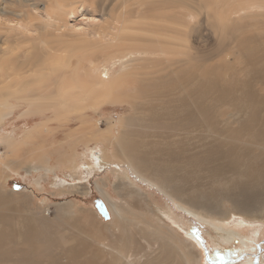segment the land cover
Returning <instances> with one entry per match:
<instances>
[{
  "label": "bare ground",
  "instance_id": "obj_1",
  "mask_svg": "<svg viewBox=\"0 0 264 264\" xmlns=\"http://www.w3.org/2000/svg\"><path fill=\"white\" fill-rule=\"evenodd\" d=\"M251 11L264 15V0H0V110L26 106L25 114L44 116L53 111L58 117L98 110L120 97L145 99L130 104L131 109L146 111L142 124L136 123L133 110L132 116L121 119L120 137L108 144L114 156L103 148L100 158L85 168L60 158L70 174L77 178L83 170L95 174L119 162L181 208L214 224L226 223L232 215L260 218L264 213V95L256 89L264 87V68L244 79L241 94L227 91L224 83L199 80L195 73L181 71L192 53V32H199L207 22L236 37L239 23L255 16L248 15ZM78 18L81 24H72ZM184 79L185 88L178 89ZM222 103H236L228 121L219 116ZM47 124L30 129L28 139H38ZM97 126L74 132L81 137L75 142H108ZM96 133L101 138H94ZM182 135L199 144L177 145ZM149 136L162 142L150 143L145 140ZM14 140L3 138L7 150L0 151V264H201L196 245L167 223L170 212L155 208L160 214L153 210L156 221L152 222L132 204L112 199L105 180L96 182V189L113 221L101 229L86 227L82 217L60 212L54 219L45 212L28 214L24 196L3 186L16 168L28 164L31 170L47 171L48 166L35 158L38 154L34 160L29 158L31 163L22 160L26 156L17 153L21 143ZM117 155L128 160L116 161ZM116 170L119 195L132 198L138 193L134 186L127 191L123 186L131 178L126 170ZM83 186L72 185L73 190L89 194V187ZM211 226L224 239L238 237ZM100 236L109 242L100 241ZM141 240L146 243L143 250Z\"/></svg>",
  "mask_w": 264,
  "mask_h": 264
},
{
  "label": "rangeland",
  "instance_id": "obj_2",
  "mask_svg": "<svg viewBox=\"0 0 264 264\" xmlns=\"http://www.w3.org/2000/svg\"><path fill=\"white\" fill-rule=\"evenodd\" d=\"M254 14L255 16H249L239 23L238 28H241V30L236 34V37L233 33L224 34L222 31H217V27H213L207 22L204 23L205 25L199 32H192L190 34L191 38H189L192 53L186 58L188 61L183 59L188 62H186L188 65L181 66L182 74L193 72L199 80L203 78L205 81L224 83L227 91L241 94L242 83L246 81L244 79L253 76L255 69L261 70L264 68V59H260L264 55V15L261 12H248V15ZM81 22L82 18H78L73 20L72 24L79 25ZM176 66L172 68L176 67V70L179 65ZM185 82L186 79L180 82L178 89H184ZM235 86H239L238 92H235ZM256 91L258 94L264 95L263 86H258ZM8 99L14 100L10 96ZM132 101L138 104L146 102L145 99L139 98ZM132 101L126 97H120L115 102L104 104L98 110L87 109L85 113L77 111L74 114H61L58 117L56 116L58 113L55 115L52 113L53 111L44 116L25 114L27 111L26 106L0 110V151L5 152L7 150V146L2 143V139L12 137L13 140L15 139V144L21 143L17 153L20 158L26 156L22 160L28 161L31 156V160L39 157L42 159V163L48 166L47 171L41 169L38 171L31 170L30 164V166L26 164L24 167L16 168L13 174L8 175L5 186H3L4 190L21 193L24 196L25 210L28 214L45 212L48 218L54 219L60 212V214L71 218L79 219L82 217L81 222L86 227L99 226L97 228L101 229L103 225L113 221L112 217L110 220L105 221L95 207V200L102 197L96 189V182L101 183L102 180H105L108 183L106 192L110 193L112 199L117 202L120 200V203L132 204L139 214L145 218L147 217L152 222L156 221L153 210L158 215L160 214L156 210L157 207L170 212L166 219L167 223L177 230L182 238L191 242L194 246L196 245L195 247L200 252L201 264H253L256 259H258L257 264H264V222H262L264 219L261 218L264 213L259 215L260 218L254 219L232 215L229 220L225 221L226 223L214 224L210 219H203L197 214L195 215V213L181 208L178 202L164 194L155 184L135 174L125 164L115 162L107 169H101L95 174H86L83 170L84 173L81 172L78 178L70 174L68 167H64L65 163H61V161L66 160V157L67 160L69 159L70 164H79L81 168L87 167L89 162L94 164L100 158L103 148L110 156H114L109 151L108 144H111L112 139L120 137L122 132L121 119L124 116H132L130 110H133L137 118L136 123L142 124L144 122L143 117L146 115V111L131 109L130 104ZM206 104L211 107L210 101H207ZM235 106L236 103H222L219 108V116L228 121L229 112ZM214 110L217 111V109ZM43 123L48 124L42 130L40 137L38 136V139L29 137L28 139L29 130L37 126L40 128ZM96 124H98L97 127L101 131L102 139H106L108 142H95L99 139L88 142V139H82L75 142L77 138L81 137L76 136L74 132L83 126L95 129L94 125ZM72 132L73 134H71ZM94 138H101L100 133H96ZM159 139L161 138L149 136L145 140L150 143L162 142V139L160 141ZM193 141L199 144L190 135H182L176 144L191 147ZM89 148L91 150H88ZM37 154L39 156H35ZM34 156L35 158H33ZM124 159L126 157L123 155L116 156V161L123 160V163L128 160ZM31 160H29V163H31ZM115 165H121V167ZM116 169L126 170L131 178V183L123 186H126L125 191L127 189L131 190L134 186V190L138 193L133 194L132 198L127 199V196L121 197L119 195L115 184L116 182L119 183L118 175L120 174L114 173ZM86 180L88 181L87 184L85 183ZM77 183L85 185L83 187H89V194L84 195L75 189L73 190L72 185ZM55 184L58 187H55ZM60 185H68V188L63 189ZM150 209L152 210L150 211ZM211 224L222 227L225 232L227 231V234L237 233L238 237L224 239ZM98 239L109 242L105 236H100ZM141 243V250H143L146 243L142 240Z\"/></svg>",
  "mask_w": 264,
  "mask_h": 264
},
{
  "label": "water",
  "instance_id": "obj_3",
  "mask_svg": "<svg viewBox=\"0 0 264 264\" xmlns=\"http://www.w3.org/2000/svg\"><path fill=\"white\" fill-rule=\"evenodd\" d=\"M95 207L98 213L100 214V216L104 218V220L107 221L111 219L112 216L108 208V205L102 197L95 200ZM257 263H258V259H256L253 264H257Z\"/></svg>",
  "mask_w": 264,
  "mask_h": 264
},
{
  "label": "flooded vegetation",
  "instance_id": "obj_4",
  "mask_svg": "<svg viewBox=\"0 0 264 264\" xmlns=\"http://www.w3.org/2000/svg\"><path fill=\"white\" fill-rule=\"evenodd\" d=\"M255 233H256V232H255ZM255 233H254V234H255ZM253 263H254V262H253Z\"/></svg>",
  "mask_w": 264,
  "mask_h": 264
}]
</instances>
